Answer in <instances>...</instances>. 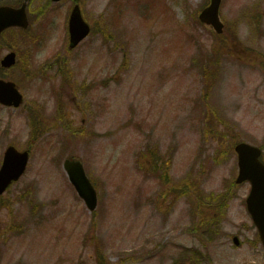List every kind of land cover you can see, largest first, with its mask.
I'll use <instances>...</instances> for the list:
<instances>
[{
	"label": "rangeland",
	"instance_id": "1",
	"mask_svg": "<svg viewBox=\"0 0 264 264\" xmlns=\"http://www.w3.org/2000/svg\"><path fill=\"white\" fill-rule=\"evenodd\" d=\"M206 2L79 0L92 33L69 53L73 0L32 1L37 43L6 41L26 105L0 104V164L9 144L31 159L1 199L0 264H264L251 185L233 182L235 144L264 149V0H223V22L246 21L221 39L198 21Z\"/></svg>",
	"mask_w": 264,
	"mask_h": 264
},
{
	"label": "water",
	"instance_id": "2",
	"mask_svg": "<svg viewBox=\"0 0 264 264\" xmlns=\"http://www.w3.org/2000/svg\"><path fill=\"white\" fill-rule=\"evenodd\" d=\"M29 0H25L19 9L11 7H0V32L4 29L21 25L28 26L26 6ZM59 1V0H54ZM221 0H212V4L201 14V19L212 24L219 32L222 31V23L219 20V6ZM70 47L73 48L83 40L91 30L90 25L84 20L79 5L72 11L70 21ZM14 62L13 54L8 55L5 65ZM0 101L6 104L20 105L23 101L22 94L15 88L12 82L0 80ZM239 153L240 174L237 182L250 179L254 186L247 200L249 211L259 227L261 239L264 243V165L259 160L260 149L247 143H240L236 146ZM29 155L28 152H19L14 147H9L5 154V160L0 169V194H2L13 180H18L26 168ZM70 180L75 185L79 194L85 199L90 209L97 206V193L92 183L86 176L82 162L79 159L68 158L64 163ZM237 245L240 244L238 236L234 237Z\"/></svg>",
	"mask_w": 264,
	"mask_h": 264
},
{
	"label": "flooded vegetation",
	"instance_id": "3",
	"mask_svg": "<svg viewBox=\"0 0 264 264\" xmlns=\"http://www.w3.org/2000/svg\"><path fill=\"white\" fill-rule=\"evenodd\" d=\"M22 2H23L22 0H0V5H11V6H14V7H19V6H21ZM12 33H13L12 29H10V30H8L7 34L2 35L0 37V39L3 38V37H8V36L11 37ZM13 36H14L15 40H19L20 39L19 38L20 34H14ZM4 51H6V50H4ZM8 52H11V51H8ZM7 53H4V54L2 53V55H0V68H1L0 71H3L2 74H0V79L13 80L14 77L11 76V71L13 69H15L17 66H13V67H9V68L1 66V60L5 56V54H7ZM17 61L19 62V57H18Z\"/></svg>",
	"mask_w": 264,
	"mask_h": 264
},
{
	"label": "trees",
	"instance_id": "4",
	"mask_svg": "<svg viewBox=\"0 0 264 264\" xmlns=\"http://www.w3.org/2000/svg\"><path fill=\"white\" fill-rule=\"evenodd\" d=\"M76 1V0H75ZM158 164H155L154 166H157ZM163 177L165 180H168L169 179V172H168V169H165L164 171V174H163Z\"/></svg>",
	"mask_w": 264,
	"mask_h": 264
}]
</instances>
